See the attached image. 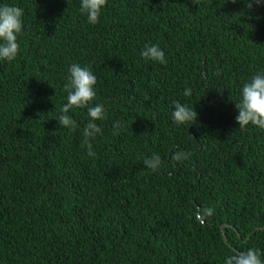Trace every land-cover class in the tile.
Instances as JSON below:
<instances>
[{
  "label": "trees",
  "instance_id": "16d2710c",
  "mask_svg": "<svg viewBox=\"0 0 264 264\" xmlns=\"http://www.w3.org/2000/svg\"><path fill=\"white\" fill-rule=\"evenodd\" d=\"M5 4L23 9V31L0 60V264H225L249 248L264 260V129L235 119L264 73V5L107 0L90 24L80 0ZM149 44L166 63L141 57ZM73 63L97 77L89 106L105 107L94 156L87 107L70 111L75 131L56 120ZM174 101L197 122L176 124Z\"/></svg>",
  "mask_w": 264,
  "mask_h": 264
},
{
  "label": "clouds",
  "instance_id": "9594fccd",
  "mask_svg": "<svg viewBox=\"0 0 264 264\" xmlns=\"http://www.w3.org/2000/svg\"><path fill=\"white\" fill-rule=\"evenodd\" d=\"M199 0H193L198 5ZM236 3L237 0H232ZM245 7L251 11L254 5H264V0H243ZM107 0H80V11L87 17L90 24L99 22L102 9L106 6ZM23 9L13 5L0 6V60L13 61L20 49L18 35L23 31ZM141 57L145 61L166 63L165 53L156 44L146 45L141 51ZM68 78L64 84V90L67 93L66 103L60 109V115L56 120L59 122V128H68L71 131L76 130V122L73 120L70 111L74 108L87 107L89 122L83 129V145L87 146L88 154L94 156L91 140H94L97 134L102 133V129L95 121L106 118L104 105L95 104L89 106L96 97L94 86L97 84V77L87 66H81L79 63H73L68 69ZM184 96L191 95V89L184 91ZM174 111L172 112L173 121L180 124H190L197 122L198 113L192 108L179 101H174ZM238 110L236 122L239 128H246L248 125H254L264 129V73H258L250 77L243 84L241 90V100L235 103ZM114 135H119L122 128L118 120L113 125ZM190 152L177 150L172 156V161L183 162L191 158ZM145 168L156 172L162 166V160L159 154H153L151 157L143 160ZM206 215H211L212 209H204ZM225 264H264L261 259V252L254 248L246 251H233V254L225 258Z\"/></svg>",
  "mask_w": 264,
  "mask_h": 264
},
{
  "label": "water",
  "instance_id": "95a60500",
  "mask_svg": "<svg viewBox=\"0 0 264 264\" xmlns=\"http://www.w3.org/2000/svg\"><path fill=\"white\" fill-rule=\"evenodd\" d=\"M223 237H224L225 242L227 243V236H226V234H223Z\"/></svg>",
  "mask_w": 264,
  "mask_h": 264
}]
</instances>
